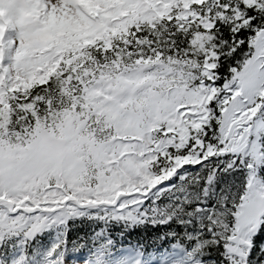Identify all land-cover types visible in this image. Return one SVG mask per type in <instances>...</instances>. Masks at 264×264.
<instances>
[{
  "label": "snow or ice",
  "instance_id": "snow-or-ice-1",
  "mask_svg": "<svg viewBox=\"0 0 264 264\" xmlns=\"http://www.w3.org/2000/svg\"><path fill=\"white\" fill-rule=\"evenodd\" d=\"M262 256L264 0H0V264Z\"/></svg>",
  "mask_w": 264,
  "mask_h": 264
},
{
  "label": "trees",
  "instance_id": "trees-1",
  "mask_svg": "<svg viewBox=\"0 0 264 264\" xmlns=\"http://www.w3.org/2000/svg\"><path fill=\"white\" fill-rule=\"evenodd\" d=\"M69 225L71 226L72 229L71 231L67 232V238L70 244L76 238V236L79 235L80 232L87 233L93 227L92 223L89 221L72 220L69 221ZM80 225H83V227H80ZM95 226L97 228L102 227V225L99 223H97ZM169 227L170 225H159V224L153 226L151 223L137 226L132 228L130 231H128L122 240L118 239L117 243L123 246L126 244H132L133 246H139L140 244H142V245H147L148 248H152L154 247V245L149 243V241L152 240L154 237L159 236L161 232H166L169 229ZM123 229H124V225H120V226L113 225L111 231L112 234L115 235L116 233L122 231ZM60 230L61 229H59V231ZM55 233L56 232L49 231L46 232L43 235V237L40 238L43 249L45 251L49 247H52L54 244H56L54 242ZM60 239H63V235L60 236ZM260 243H261L260 238H257L258 247L257 249H255L254 255L258 252ZM261 259H264V256H262Z\"/></svg>",
  "mask_w": 264,
  "mask_h": 264
}]
</instances>
